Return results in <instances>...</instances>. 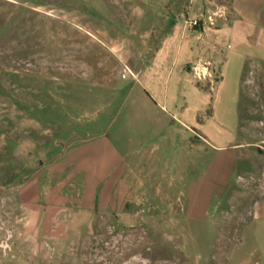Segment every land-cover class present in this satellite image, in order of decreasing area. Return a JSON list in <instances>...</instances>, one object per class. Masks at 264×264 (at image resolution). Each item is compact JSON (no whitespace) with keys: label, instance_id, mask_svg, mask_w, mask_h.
Segmentation results:
<instances>
[{"label":"rangeland","instance_id":"obj_1","mask_svg":"<svg viewBox=\"0 0 264 264\" xmlns=\"http://www.w3.org/2000/svg\"><path fill=\"white\" fill-rule=\"evenodd\" d=\"M131 2L0 0V264H264V60L215 117L226 53L196 39L210 103L186 90L145 115L127 105L141 87L92 84L82 62ZM160 2L196 31L236 18L229 0Z\"/></svg>","mask_w":264,"mask_h":264},{"label":"crops","instance_id":"obj_2","mask_svg":"<svg viewBox=\"0 0 264 264\" xmlns=\"http://www.w3.org/2000/svg\"><path fill=\"white\" fill-rule=\"evenodd\" d=\"M229 1L236 15L234 20L221 26L205 25L196 31L184 26L182 19L177 18L183 15V10L166 13L160 0H132L127 21L107 15L108 23L113 26L112 33L105 34V38L96 35L97 42L106 48V53H101L102 48L97 49L92 45L93 49L87 56H82L88 81L111 89L136 84L142 88L145 98L135 99L132 96L127 105H138V111L144 107L141 109L146 110L145 115L160 110L172 115L175 111L172 107L179 104L177 97L185 100L182 94L186 90L199 99L196 108L199 110L211 101L208 92L200 91L195 86L191 71L202 62L200 56L203 55L194 44V40L201 39V43L226 53L221 67L215 117L220 116L219 106H233L238 100L245 59L254 57L264 60V0ZM184 5L190 14L201 6V0H187ZM161 17L167 22H174V26L170 34L159 37L155 42L154 27ZM81 42L84 43L83 38ZM124 67H128L129 71ZM176 89L182 92L179 94Z\"/></svg>","mask_w":264,"mask_h":264},{"label":"built area","instance_id":"obj_3","mask_svg":"<svg viewBox=\"0 0 264 264\" xmlns=\"http://www.w3.org/2000/svg\"><path fill=\"white\" fill-rule=\"evenodd\" d=\"M185 22L187 23V24H190L191 26H199L200 24H201V21H200V19H196V18H191V19H189L188 18V20H185ZM203 70H201V72H202ZM199 75H200V73H199Z\"/></svg>","mask_w":264,"mask_h":264}]
</instances>
